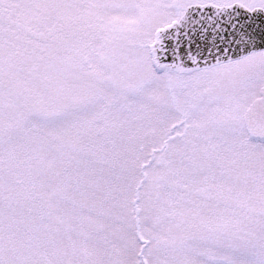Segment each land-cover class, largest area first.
I'll return each instance as SVG.
<instances>
[{
    "label": "snow or ice",
    "instance_id": "snow-or-ice-1",
    "mask_svg": "<svg viewBox=\"0 0 264 264\" xmlns=\"http://www.w3.org/2000/svg\"><path fill=\"white\" fill-rule=\"evenodd\" d=\"M0 264H264V0H0Z\"/></svg>",
    "mask_w": 264,
    "mask_h": 264
}]
</instances>
